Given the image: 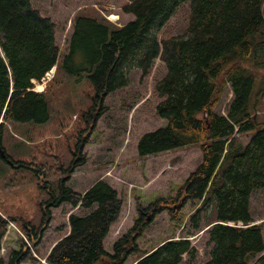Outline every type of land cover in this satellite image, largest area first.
Instances as JSON below:
<instances>
[{
  "label": "trees",
  "instance_id": "obj_1",
  "mask_svg": "<svg viewBox=\"0 0 264 264\" xmlns=\"http://www.w3.org/2000/svg\"><path fill=\"white\" fill-rule=\"evenodd\" d=\"M185 3L189 5L186 34L158 40L156 30ZM263 5L264 0H127L122 9L133 19L118 27L76 15L68 51L59 61L54 22L42 16L31 0H0V143L7 121L48 120L45 93L33 87L50 69L48 75L61 65L70 74L91 72L93 102L87 113L95 114L89 110L99 108L107 94L128 83L126 67L134 66L145 76L159 58L166 73L154 86L160 97L155 112L166 122L140 137L138 155L198 145L201 160L176 197L182 196L184 204L202 202L191 218L194 228H198L199 212L207 204L212 207L213 216L205 221L212 247L202 264L251 260L264 264L262 227L250 212L252 193L264 189V122L256 118L264 92V76L256 73L258 67L264 68V60L259 61L264 55ZM79 57L83 62L71 65ZM227 84L232 97L220 114L214 108ZM245 133L251 136L243 143L239 136ZM85 141L78 145L80 149ZM81 158L73 162H83ZM45 167L44 171L51 168ZM67 177L59 178L54 190L46 189L44 216L48 217L49 207L63 202L90 211L69 215V232L52 246L44 262L21 242L6 262L0 256V264H125L138 250L136 237L146 223L142 218L114 242L112 254L104 249L103 240L121 209L117 191L100 179L80 194L65 185ZM168 200L174 198L163 199L161 208L174 219V201ZM6 226L0 215V248ZM23 230L31 240L39 235L26 226ZM185 254L189 262L195 256L189 239H165L139 255L134 264H179Z\"/></svg>",
  "mask_w": 264,
  "mask_h": 264
},
{
  "label": "rangeland",
  "instance_id": "obj_2",
  "mask_svg": "<svg viewBox=\"0 0 264 264\" xmlns=\"http://www.w3.org/2000/svg\"><path fill=\"white\" fill-rule=\"evenodd\" d=\"M126 3L127 0H31L32 6L55 24L59 61L68 51L76 15L106 20L118 27L133 19L122 9ZM188 16V3L179 6L156 30L158 40L186 34ZM259 57L260 62L264 60L263 54ZM78 60L80 57L70 61L71 65ZM80 61L83 62L82 58ZM84 66H89L88 60H84ZM53 69L51 75L45 74L41 81H35L33 87L45 93L48 120L7 121L1 134L0 152L5 158L0 155V215L7 226L0 256L6 262L11 252L19 250L24 242L32 255L44 262L52 246L69 232V215L83 216L90 211L63 202L49 207L48 217L44 216L42 202L48 199L46 189L54 190L58 179L68 176L65 185L80 194L100 179L117 191L121 209L103 240L108 253H113L114 242L142 218L146 223L136 237L138 250L127 257L125 264H134L139 255L165 239L184 237L195 248V256L189 262L185 254L179 264H202L212 247L205 226L206 219L213 216L212 207L207 204L199 212L198 228H194L191 218L203 206L202 202L184 204L182 196L176 197L179 187L201 160L200 147L193 145L146 157H140L137 151L140 137L166 122L155 112L160 97L154 90L155 83L166 73L164 63L156 58L145 76L134 66L126 67L128 83L107 94L99 108L96 105L89 110L95 114L87 113L93 102L94 84L88 77L91 72L84 70L78 72L79 76L70 74L62 65ZM256 71L258 77L264 76V68L258 67ZM231 97L227 84L214 110L224 114ZM256 109L257 120L264 122V92ZM250 136L245 133L239 139L246 143ZM82 139L86 141L80 149ZM80 157L83 162H73ZM44 164L46 169L47 165L51 168L44 171ZM68 168L72 171L68 172ZM52 170L54 174L48 172ZM165 198H174L171 200L177 211L174 219L168 209L161 208ZM250 212L264 236V189L252 193ZM23 226L38 231V237L33 235L31 240Z\"/></svg>",
  "mask_w": 264,
  "mask_h": 264
},
{
  "label": "flooded vegetation",
  "instance_id": "obj_3",
  "mask_svg": "<svg viewBox=\"0 0 264 264\" xmlns=\"http://www.w3.org/2000/svg\"><path fill=\"white\" fill-rule=\"evenodd\" d=\"M1 157L5 158V155L2 153V151L0 152Z\"/></svg>",
  "mask_w": 264,
  "mask_h": 264
},
{
  "label": "built area",
  "instance_id": "obj_4",
  "mask_svg": "<svg viewBox=\"0 0 264 264\" xmlns=\"http://www.w3.org/2000/svg\"><path fill=\"white\" fill-rule=\"evenodd\" d=\"M49 71H51V70H49ZM49 71L46 73V74H48L49 73ZM35 82V81H34Z\"/></svg>",
  "mask_w": 264,
  "mask_h": 264
},
{
  "label": "bare ground",
  "instance_id": "obj_5",
  "mask_svg": "<svg viewBox=\"0 0 264 264\" xmlns=\"http://www.w3.org/2000/svg\"><path fill=\"white\" fill-rule=\"evenodd\" d=\"M42 86L39 85V88H41Z\"/></svg>",
  "mask_w": 264,
  "mask_h": 264
}]
</instances>
